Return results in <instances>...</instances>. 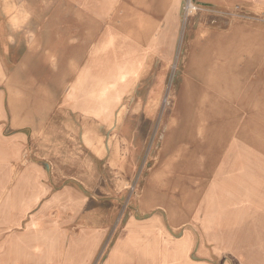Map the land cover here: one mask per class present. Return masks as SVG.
Returning a JSON list of instances; mask_svg holds the SVG:
<instances>
[{
	"label": "rangeland",
	"instance_id": "rangeland-1",
	"mask_svg": "<svg viewBox=\"0 0 264 264\" xmlns=\"http://www.w3.org/2000/svg\"><path fill=\"white\" fill-rule=\"evenodd\" d=\"M221 44L227 68L247 72V87L264 88V0H0V264H24L17 231L26 217L42 214L18 206L19 165L7 144L11 120L103 125L105 152L130 154L138 174L136 183L123 182L129 190L121 191L114 208L132 219L143 176L161 159L182 86L208 69ZM230 106L229 126L258 131L260 147L236 135L216 157L191 158L216 161L212 180L218 183L201 192L242 209L247 264H264V106ZM224 258L241 264L236 256Z\"/></svg>",
	"mask_w": 264,
	"mask_h": 264
},
{
	"label": "crops",
	"instance_id": "crops-1",
	"mask_svg": "<svg viewBox=\"0 0 264 264\" xmlns=\"http://www.w3.org/2000/svg\"><path fill=\"white\" fill-rule=\"evenodd\" d=\"M232 60L237 63L228 62ZM192 75L177 96L158 166L143 176L132 219L117 216L114 208L138 174L130 154L105 152L99 143L103 125L67 119L10 121L7 144L19 165L18 206L42 213L26 217L17 231L24 264H219L218 259L231 264L226 254L247 264L242 209L235 211L227 198L201 192L204 186V192H212L211 183H218L212 180L217 164L191 157H216L236 135L245 145L260 147L258 131L234 129L228 120L233 116L230 101L249 111L264 106V88L247 87L250 75L236 70ZM220 121L224 127L214 126ZM123 133L122 138H131ZM221 200L224 204L214 203ZM212 207L217 209L213 213ZM255 238L260 242L262 237Z\"/></svg>",
	"mask_w": 264,
	"mask_h": 264
},
{
	"label": "bare ground",
	"instance_id": "bare-ground-1",
	"mask_svg": "<svg viewBox=\"0 0 264 264\" xmlns=\"http://www.w3.org/2000/svg\"><path fill=\"white\" fill-rule=\"evenodd\" d=\"M222 43L225 44V41H222ZM225 53L226 52L224 51L222 44H221V47H217L214 54H213V57H218V58L216 60H213V62L210 63V66L208 67V69L207 70L205 69V71H207L210 74H218V73L225 72L227 70L232 71L231 67H228L229 68L228 69L226 64L223 62V60H225V59H221V55H223ZM226 61H228V60H226Z\"/></svg>",
	"mask_w": 264,
	"mask_h": 264
}]
</instances>
